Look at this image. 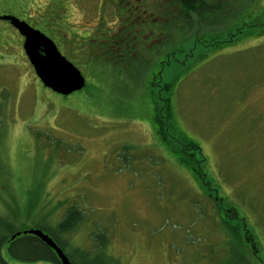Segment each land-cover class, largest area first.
I'll return each instance as SVG.
<instances>
[{
    "label": "rangeland",
    "instance_id": "rangeland-1",
    "mask_svg": "<svg viewBox=\"0 0 264 264\" xmlns=\"http://www.w3.org/2000/svg\"><path fill=\"white\" fill-rule=\"evenodd\" d=\"M244 1L235 0L234 8ZM105 5L0 0V15L26 20L69 55L60 30L89 34L113 25L114 13ZM251 10L233 21L231 42L215 44L200 33L185 61L162 62L138 105L147 111L159 85L164 92L175 80L180 129L174 134L202 147L206 159L198 164L212 181L207 186L228 199L223 209L237 208L240 220L233 223L246 226L257 243L258 253L245 251L248 264H264V33L244 38L236 32L245 23V31L255 30V21L264 27V14L258 15L264 0ZM23 42L0 19V226L6 234L49 229L77 264H243L212 199L166 150L146 114L135 118L134 95L143 80L118 79L129 95L116 89L106 104L87 92L64 96L42 84ZM75 206L84 220L61 234L58 227ZM1 248L10 264H45L16 259L9 243Z\"/></svg>",
    "mask_w": 264,
    "mask_h": 264
},
{
    "label": "trees",
    "instance_id": "trees-1",
    "mask_svg": "<svg viewBox=\"0 0 264 264\" xmlns=\"http://www.w3.org/2000/svg\"><path fill=\"white\" fill-rule=\"evenodd\" d=\"M234 1L116 0L114 3V1L106 0L108 5H105L104 9H111L114 13L112 16L115 18L113 25L105 23L104 26V24H101L89 34H79L74 31L70 33L66 30L67 28L64 31L59 26L63 34L59 39L62 42L63 49L65 44L70 56L65 49L63 54L81 71L84 69L89 74V77H86L85 87L73 93L74 95L87 92L89 98L102 99L101 103L106 104L105 97L111 101V96L116 89L120 90L119 92L124 96L129 95V92L127 94L126 84L121 83L118 79L129 77L130 81V78L136 77L143 80L141 89L138 88L139 92L134 95L137 101L133 108H135V113L137 111L139 113V115L135 114V118L143 117L145 116L143 114H146L145 120L152 124L166 150L193 174L200 187L217 207L221 222L228 225L231 235L235 237V241L238 243L236 247L241 253L239 256L241 260L244 259L243 264H248L245 251L252 248L254 253H258V246L251 231L246 226L241 229L240 224L233 223V221L240 220L237 208L230 207L229 211L223 209V203L228 199L221 197L217 188L213 189L207 186L211 185L212 181L198 164L206 159L202 147L196 142H191L182 132L177 135L174 134L173 128L180 129L176 125L177 120L176 117L174 118L173 112L175 80H171L166 85L164 92H162L159 85L157 93L161 91L160 97L154 94L150 98V101H148L150 107L147 111H143L138 105V101L147 91V84L154 81L152 78L155 71L161 72L160 64L162 62L164 64L171 63L180 56H182L181 60L185 61V57L191 55L189 51L195 50V47L192 48L193 46L190 45V41L194 40L198 34L201 33L200 36L202 37L205 35V40L208 39V41H213L215 44L232 41L235 35L230 30L233 28V21L241 14L245 16L249 12L252 13L253 9L251 10V8L256 2V0H246L241 8L236 9L234 8L236 3ZM53 3L55 2L53 1ZM263 14L259 13L258 15L262 16ZM256 22L258 21L251 22V24L259 27L258 29L255 27V30L252 29L247 32L243 27H249V25L245 23L244 26L237 27V34L242 33L244 38L253 33L262 35L264 27ZM197 37V42L193 43L196 46L200 43V38ZM224 38L226 41H224ZM205 40L202 39V44ZM187 53L188 55H186ZM166 56L167 59L161 61ZM149 93H152V91L149 90ZM92 99L88 101H95L100 104L96 99ZM141 112L144 113L141 114ZM127 115L129 116V112ZM149 115L151 117H148ZM195 155H198L199 158ZM83 220V214L75 206L66 213L63 222L58 227V231L61 234L72 232ZM0 228L4 231L0 234V264H10L2 255L1 247L5 243H9V251L16 259L28 262H45V264H61L55 251L36 236L21 233L16 238H11L12 234L25 229L22 228L8 235L4 226H0ZM47 231L55 238L71 261L77 264L67 251L63 241L53 235L49 229ZM235 233L237 236H234Z\"/></svg>",
    "mask_w": 264,
    "mask_h": 264
},
{
    "label": "water",
    "instance_id": "water-1",
    "mask_svg": "<svg viewBox=\"0 0 264 264\" xmlns=\"http://www.w3.org/2000/svg\"><path fill=\"white\" fill-rule=\"evenodd\" d=\"M0 19L8 21L23 36L24 51L37 77L45 87L64 96L85 87L87 81L82 71L60 51L51 37L15 15H0ZM21 233L39 238L55 251L61 264H74L56 240L42 229L18 231L12 234L11 238L14 239Z\"/></svg>",
    "mask_w": 264,
    "mask_h": 264
},
{
    "label": "flooded vegetation",
    "instance_id": "flooded-vegetation-1",
    "mask_svg": "<svg viewBox=\"0 0 264 264\" xmlns=\"http://www.w3.org/2000/svg\"><path fill=\"white\" fill-rule=\"evenodd\" d=\"M43 230V229H42ZM44 231V230H43ZM45 232V231H44ZM50 234V233H49ZM51 235V234H50ZM53 237V236H52ZM54 238V237H53ZM55 239V238H54Z\"/></svg>",
    "mask_w": 264,
    "mask_h": 264
},
{
    "label": "bare ground",
    "instance_id": "bare-ground-1",
    "mask_svg": "<svg viewBox=\"0 0 264 264\" xmlns=\"http://www.w3.org/2000/svg\"><path fill=\"white\" fill-rule=\"evenodd\" d=\"M47 233V232H46ZM49 234V233H48ZM50 235V234H49ZM52 236V235H51Z\"/></svg>",
    "mask_w": 264,
    "mask_h": 264
}]
</instances>
